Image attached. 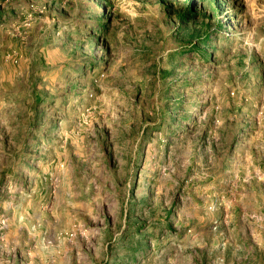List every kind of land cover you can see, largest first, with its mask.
Returning <instances> with one entry per match:
<instances>
[{
	"label": "rangeland",
	"instance_id": "1",
	"mask_svg": "<svg viewBox=\"0 0 264 264\" xmlns=\"http://www.w3.org/2000/svg\"><path fill=\"white\" fill-rule=\"evenodd\" d=\"M0 264H264V0H0Z\"/></svg>",
	"mask_w": 264,
	"mask_h": 264
}]
</instances>
